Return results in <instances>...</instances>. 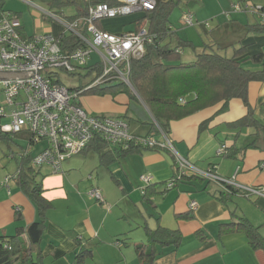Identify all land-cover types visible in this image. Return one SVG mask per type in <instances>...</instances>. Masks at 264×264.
<instances>
[{
	"label": "crops",
	"instance_id": "0c3cea01",
	"mask_svg": "<svg viewBox=\"0 0 264 264\" xmlns=\"http://www.w3.org/2000/svg\"><path fill=\"white\" fill-rule=\"evenodd\" d=\"M22 1L28 5L20 4L14 10L3 7V10L19 20L24 36L62 31L57 20L61 17L50 12L44 3ZM245 3L257 2L246 0ZM30 5L33 6L30 14L36 19L33 29L28 30L24 10L25 7L30 9ZM139 16L140 13H135L133 17H124L114 26L100 20L95 26L114 34L125 33L134 29L133 21ZM117 17L120 16L113 18ZM171 27L180 37L177 28ZM182 39L198 47L194 37ZM259 51L263 52L264 48ZM184 53L182 50L181 54ZM194 55L190 48L186 60L193 59ZM247 99L254 115L264 123V81L248 84ZM90 100L92 107L100 110L105 108L97 106L99 101L106 105L109 101L115 103L105 110H109V115H119L126 109L127 96L105 95ZM80 102L83 106V100ZM215 110L214 107L204 109L170 123L169 139L176 152L199 168L216 165L218 175L264 189V140L258 142L257 148H247L242 156L226 157L218 153L222 146L224 149L244 146L251 140V129L226 125L243 116L246 106L240 99L230 100L227 108L214 115L208 126L199 131L200 122L212 116ZM141 124L147 126L141 135L149 134V126ZM259 137L261 139L262 135ZM33 145L29 148L33 154L45 146L35 149ZM116 147L118 145L100 150L89 148L75 154L62 161L59 172H54L48 163L34 167L35 180L41 183L44 196L52 204L46 213L39 244L43 264H72L80 245L92 250L85 264H140L134 245L146 240L144 225L151 229L158 225L178 229L182 235L180 245L175 250L160 249L162 253L153 264H264L263 251L253 249L244 233L219 234L221 224L245 218L252 225L260 226L259 231L264 235V196L230 194L215 182L195 177L165 189L164 184L176 173L170 151L142 148L120 157ZM20 151L0 155V235H13L16 229L39 220L35 205L24 194L17 178L4 182L6 176L18 173ZM142 175L151 177L148 185L140 179ZM147 187L154 193L150 201L143 197ZM91 188H98L104 204L88 194ZM192 201L194 208H190ZM197 230L206 235L204 241L195 236Z\"/></svg>",
	"mask_w": 264,
	"mask_h": 264
},
{
	"label": "trees",
	"instance_id": "16d2710c",
	"mask_svg": "<svg viewBox=\"0 0 264 264\" xmlns=\"http://www.w3.org/2000/svg\"><path fill=\"white\" fill-rule=\"evenodd\" d=\"M33 1L44 3L50 12L60 16L67 22L84 18L91 4H119L118 0ZM155 1L153 9L135 12L140 13V16L133 21L134 29L131 31L146 27L149 32L156 34L157 38L152 43L145 45V51L141 57L130 58L128 80L131 87L122 80L111 79L88 89L83 90L84 87L89 85L88 83L73 89L83 90L80 95H110L114 98L119 94H125L127 96L126 109L122 114L114 117L123 119L127 123L134 120L147 124L149 126V134L134 136L147 137L156 135L155 138L158 140H161L162 134L169 137L170 123L172 121L181 120L204 109L216 108L212 116L200 122L198 129L201 131L208 126L214 115L222 113L227 108L230 100L240 99L246 106L247 112L238 119L226 123V125L234 129L249 128L252 130V138L244 146L232 145L229 148H225L220 154L226 157H238L242 156L249 147H259L258 142L264 140V123L254 115L253 109L248 103L247 95L250 82L264 81V53L262 51L246 53L251 43L242 40L239 44H232L234 48L231 56L221 53L219 49L222 47L218 46L214 41L204 42L199 46V49H196L197 46L195 44L178 37L171 27L170 13L181 0ZM65 8H71L72 13L64 14L63 10ZM3 13L7 12L3 10V1L0 0V16ZM252 14L258 17L255 13ZM248 30L264 33V23L257 21V23L249 24ZM61 42L63 49L68 51L82 45L76 36L67 33L64 34ZM186 47L194 50L193 59L182 60L181 53ZM241 55L244 57L239 58ZM97 58V56L92 55L89 59L92 60L91 63L88 60L85 66L79 67L85 70L84 76L94 73L95 77L96 73L101 69ZM248 61H250L251 65L257 64V66H245L244 63ZM73 73L75 72H69V74ZM94 77L91 78L90 82ZM53 83L60 84L59 77L54 79ZM78 104L82 106L80 99ZM18 134L21 133H9L0 130V140L8 141L12 136ZM261 135L260 139L259 136ZM32 140L33 136L29 135V145L33 142ZM108 146L109 144L105 140L95 136L83 152L89 148L100 150ZM115 149L118 155L122 157L127 153L138 151L142 148L130 141L125 148L119 145ZM23 151L24 149L19 154L17 183L28 199L35 205L39 220L33 221L24 228L16 229L13 235H0V264H43L39 244L42 239L46 213L52 204L44 196V189L41 183L35 180L37 170L30 160L33 154L24 156ZM172 157L174 159L173 154ZM210 167L213 168L214 166ZM191 177L202 178L192 173L179 177L175 173L170 180L176 185V183ZM149 188L145 189L143 195L148 201H150V195L154 194L149 191ZM227 193L247 196L244 192L231 186H228ZM16 214L19 216V213ZM259 228L260 226L252 225L245 218H238L236 222L221 224L219 226V234L242 232L246 235L248 243L253 249L261 250L264 253V235L260 233ZM144 230L146 240L134 245L140 264H153L156 257L162 253L160 249L170 247L175 250L182 241V235L178 229L160 225L155 229H151L144 225ZM195 236L200 241L206 239V235L202 230H197ZM91 256L92 250L80 245L72 264H85L86 259Z\"/></svg>",
	"mask_w": 264,
	"mask_h": 264
},
{
	"label": "built area",
	"instance_id": "2783aa9c",
	"mask_svg": "<svg viewBox=\"0 0 264 264\" xmlns=\"http://www.w3.org/2000/svg\"><path fill=\"white\" fill-rule=\"evenodd\" d=\"M118 1L119 4L116 5L91 4L84 18L72 22L56 18L62 26L59 34L43 32L24 36L17 18L9 13L0 16V67L2 70H34V75L28 78L0 80V94L4 99V104L0 106V119L10 118L8 123L0 125V130L9 133L24 132L33 136V142L27 144L23 151L24 156L32 153L29 149L31 145L45 141L42 149L32 153L31 164L39 166L48 163L54 172L61 170L62 161L82 152L98 136L109 145L124 148L130 141L140 148H166L174 155L179 177L192 173L219 184L227 192L228 186H231L247 196H264L263 188L242 185L233 178L218 175L216 165H213L215 169L195 166L176 152L171 140L164 134L161 135V140L155 136L135 137L129 132V125L125 120L112 115L90 114L78 104L84 89L111 79L122 80L131 87L128 80L130 58L141 57L145 45L157 38L146 27L120 34L97 28L96 21L148 11L156 3L155 0ZM232 10L255 13L259 21L264 23V2L235 4ZM181 17L184 25H193L194 16L191 12H186ZM65 33L76 36L82 45L71 51L63 49L61 39ZM92 55L98 57L100 73L83 90L53 83L59 77L57 71L73 72L85 66ZM224 147L219 149V154ZM17 174L6 176L4 182L17 178ZM140 179L146 185L151 181L148 175H142ZM173 185L174 182L169 180L165 188L170 189ZM88 194L104 204L98 188H91ZM194 207L195 202H190V208Z\"/></svg>",
	"mask_w": 264,
	"mask_h": 264
},
{
	"label": "rangeland",
	"instance_id": "374dc122",
	"mask_svg": "<svg viewBox=\"0 0 264 264\" xmlns=\"http://www.w3.org/2000/svg\"><path fill=\"white\" fill-rule=\"evenodd\" d=\"M246 0H181L178 2L177 6H174L170 13V22L171 24L177 28L178 34L182 38L186 37H194L195 43L198 44L197 49H199V45L206 42L208 43L210 40H213L220 48V52L231 56L233 54V43L239 44V42L244 41L247 43L254 42L251 46L248 47V51L246 53H256L259 52L262 48H264V33H257L254 31L248 30L249 24H254L260 22L259 18L253 16L249 11H233L232 8L235 4L243 5ZM252 1V0H251ZM254 2L261 3L264 0H254ZM33 4L34 2H29ZM20 4L28 5L27 2L23 3L22 0H4L3 7L5 9L14 10V7L20 6ZM23 5V6H24ZM29 12H28V11ZM33 6L30 5V9L25 7V21L27 24V29H33L34 20L36 16H31L30 12H33ZM64 14H69L72 12L71 8H65L63 10ZM191 12L195 17H193V25L188 26L184 25L180 18L186 13ZM40 14H42L40 12ZM44 15V14H43ZM133 17L135 13L122 15L117 18L112 19H101V23H110L114 26L118 25L122 18ZM205 23L207 25H205ZM185 51L182 54V60H186L187 54L190 52V48L186 47L183 49ZM264 53V51H263ZM244 56H240L239 58H243ZM91 63L92 60H89ZM245 66H257L251 65L250 61L244 63ZM58 76L60 79V84L67 88H75L79 85H85L90 82L91 78L94 77V73H90L89 76H84L85 70L82 68H77L74 70L75 73L69 74V72L59 70ZM100 73V70L96 73L95 77ZM94 87V86H93ZM126 96L125 94H119ZM117 95V96H119ZM91 97H100L96 95H81L80 99L83 100L85 105L82 106L88 113L98 115L105 114L109 115V110L106 107L115 103L109 101V105L105 103L97 102V106L104 107L105 109H98L92 107ZM4 104L3 96L0 94V106ZM101 104H103L101 106ZM7 110V108H6ZM112 115V114H110ZM116 116V115H112ZM10 118H1L0 125L4 123H8ZM129 132H134L137 135H141V133H145L147 130V126L141 124L137 121L131 120L129 121ZM29 134L21 133L18 135L12 136V138L8 141L0 140V155L3 153H7L9 151H14L15 153L20 151L24 145L27 146V139ZM25 143V144H24ZM46 144L45 141H41L33 145L35 149H40ZM5 158V157H4ZM12 164V162H11ZM36 168L37 165H34ZM211 184V183H210ZM166 185V183L164 184ZM165 187V186H164ZM171 190H174L171 189Z\"/></svg>",
	"mask_w": 264,
	"mask_h": 264
},
{
	"label": "water",
	"instance_id": "95a60500",
	"mask_svg": "<svg viewBox=\"0 0 264 264\" xmlns=\"http://www.w3.org/2000/svg\"><path fill=\"white\" fill-rule=\"evenodd\" d=\"M34 75V70H2L0 67V80L22 79Z\"/></svg>",
	"mask_w": 264,
	"mask_h": 264
}]
</instances>
